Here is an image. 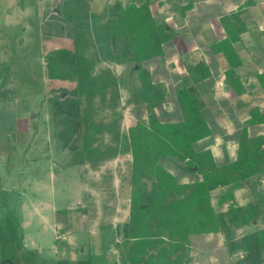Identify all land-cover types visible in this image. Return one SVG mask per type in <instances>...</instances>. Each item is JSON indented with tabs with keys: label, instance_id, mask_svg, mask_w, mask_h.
Here are the masks:
<instances>
[{
	"label": "rangeland",
	"instance_id": "374dc122",
	"mask_svg": "<svg viewBox=\"0 0 264 264\" xmlns=\"http://www.w3.org/2000/svg\"><path fill=\"white\" fill-rule=\"evenodd\" d=\"M64 1L0 0V264L5 259L6 264H133L129 258L137 251L129 248L127 233L131 155L124 136L136 112L127 82L118 83L129 67L111 60L106 23H69L67 16L78 6L70 2L64 11ZM169 24L185 36L147 63L155 81L164 82L170 92L157 108L165 118L178 114L174 92L186 74L182 55L191 52L186 39L191 23ZM104 27L108 44L103 43ZM55 47L83 54L91 66L83 85L91 94L80 95L81 84L47 70L43 54ZM60 96L81 97L83 113L97 129L90 139L92 154L83 164L59 138L51 103ZM237 142L217 133L196 147L232 159ZM105 153L109 158L99 159ZM263 185L264 179L256 191H264Z\"/></svg>",
	"mask_w": 264,
	"mask_h": 264
},
{
	"label": "trees",
	"instance_id": "16d2710c",
	"mask_svg": "<svg viewBox=\"0 0 264 264\" xmlns=\"http://www.w3.org/2000/svg\"><path fill=\"white\" fill-rule=\"evenodd\" d=\"M154 1L109 0L103 11L110 58L129 67L128 74L120 77L118 83L127 82L131 92L129 102L135 104L136 112V122L124 136L125 150L131 155L127 177L128 243L131 250L137 251L129 259L133 264H186L192 235L221 232L231 240L238 230L263 217L264 191L257 192L255 186L264 179V134L251 136L248 127L263 123L264 112L259 107L249 109L250 117L241 128L235 159L227 158L220 164L211 148H197L196 144L215 135L216 129L210 121L214 117L210 101L213 91L207 86L213 72L204 57L195 52L182 55L186 74L180 75L182 85L174 92L178 114L165 118L157 112L170 92L164 82L155 81L147 63L163 57L166 45L178 32L166 20L156 19ZM70 2H63L64 11ZM192 7L193 1L182 7L181 14L185 15ZM243 13L244 8H240L228 14L222 20L227 36L210 44L212 53L224 54L229 64L224 82L237 95L247 91L239 72L243 61L235 47L242 34L251 30ZM67 19L74 23L72 13ZM103 30V43L108 44L105 27ZM43 57L51 74L81 84L80 95L91 94L90 88L83 85L89 80L91 66L80 51L55 47L45 51ZM258 78L264 90V72ZM52 101L62 146L74 151L76 162L83 164L84 158L92 154L90 139L97 129L92 126L90 116L84 115L81 97L70 100L60 96ZM108 158L105 153L99 159ZM191 174L196 176L181 180ZM247 186L255 199L240 205L236 191ZM216 190L219 192L214 194ZM237 245L255 260L264 252V227L243 234ZM6 262L9 260H3V264Z\"/></svg>",
	"mask_w": 264,
	"mask_h": 264
},
{
	"label": "crops",
	"instance_id": "0c3cea01",
	"mask_svg": "<svg viewBox=\"0 0 264 264\" xmlns=\"http://www.w3.org/2000/svg\"><path fill=\"white\" fill-rule=\"evenodd\" d=\"M71 1L78 6V10L83 3L86 4L83 13L80 12L81 9L78 11L74 8V23H106L103 11L109 0ZM191 1L193 7L182 15V7ZM240 8H244L242 17L251 30L244 32L241 39L235 43L243 61L239 72L247 90L242 95H237L224 82L225 71L229 67L224 54L212 53L210 44L227 36L222 20ZM152 9L157 20L185 23L184 26L191 23V33L186 37L191 41L190 51L204 57L213 72V77L207 81L208 89L213 91L210 101L214 117L210 121L214 123L216 134L223 140H238L242 126L249 120V109L259 107L264 112V90L258 78V74L264 72V0H155ZM176 30V38L185 36ZM248 132L251 136L263 135L264 122L250 125ZM214 155L219 163L226 162V153L222 160L219 155ZM235 158L236 156L232 159ZM251 193H248V186L243 187L236 191V200L240 205H245L255 199L256 195ZM262 227L264 219L261 218L243 230H238L237 236L231 240H227L221 232L194 234L190 237L187 249L189 261L186 264H264V252H260L253 261L247 252L237 245L243 234ZM116 249L113 247L110 250L116 252Z\"/></svg>",
	"mask_w": 264,
	"mask_h": 264
},
{
	"label": "water",
	"instance_id": "95a60500",
	"mask_svg": "<svg viewBox=\"0 0 264 264\" xmlns=\"http://www.w3.org/2000/svg\"><path fill=\"white\" fill-rule=\"evenodd\" d=\"M65 95H67V93H64L63 97H64ZM193 169H194V170H197V167H194Z\"/></svg>",
	"mask_w": 264,
	"mask_h": 264
}]
</instances>
